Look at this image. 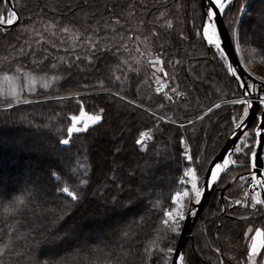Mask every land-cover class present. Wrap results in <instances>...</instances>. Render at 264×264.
I'll use <instances>...</instances> for the list:
<instances>
[{"label": "trees", "instance_id": "16d2710c", "mask_svg": "<svg viewBox=\"0 0 264 264\" xmlns=\"http://www.w3.org/2000/svg\"><path fill=\"white\" fill-rule=\"evenodd\" d=\"M248 1L233 0L222 19L233 42L231 31L244 4L240 37L264 58V0ZM10 2L19 19L0 29V75L28 73L37 83L12 108L0 104V207L10 201L14 206L15 194L25 199L15 212L0 211V264H34V258L56 264H157L162 253L153 242L162 248H174L176 242L177 235L166 232L161 221L172 206L171 196L183 188L184 169L191 165L202 181L234 128L233 116L242 111L231 103L241 97L240 87L197 34L200 0ZM4 8L0 0V11ZM65 26L67 33L61 31ZM92 41L111 50L96 51L89 61ZM125 41L128 51L116 54ZM156 56L170 99L155 91L150 61ZM79 99L86 114H101L103 108L102 120L62 145L70 116L80 112ZM213 104L220 107L209 112ZM161 116L165 119L158 122ZM140 131L152 137L144 147L135 143ZM115 140L120 141L113 145ZM185 147L199 160L186 164ZM234 160L194 222L184 264H246L249 237L244 232L264 229V207H251L250 199L233 206L244 198L248 179L241 177L249 172L240 154ZM234 177L240 178L231 182ZM81 179L87 183L79 184ZM66 186L81 190L83 198L73 208L58 191ZM113 196L119 197L115 207ZM105 202L107 211L98 207ZM261 260L264 255L257 256Z\"/></svg>", "mask_w": 264, "mask_h": 264}, {"label": "snow or ice", "instance_id": "6c2138e0", "mask_svg": "<svg viewBox=\"0 0 264 264\" xmlns=\"http://www.w3.org/2000/svg\"><path fill=\"white\" fill-rule=\"evenodd\" d=\"M233 0H207V3L205 5L206 11L204 13V17L201 20V24L198 26L199 31L197 32L198 35L202 32V40L207 43L208 46L212 47L214 46L216 49V55H218L219 59L223 62V67L226 68V71L228 74L231 75V77L235 78L237 81L243 80L242 77L237 75L238 69L234 67L231 63H229V57L225 54V50L222 47L221 43V35L219 34L217 30V24L215 21V17L223 14L226 9L232 4ZM3 3L5 5V8L3 11H0V26L2 25H13L18 20V13L15 10V8L8 6V0H3ZM241 11L245 10V5H240ZM115 23L119 24V19H116ZM143 23V22H142ZM167 26L170 28L172 26L171 21H165ZM55 25L49 24V27H54ZM26 31H32L30 28H26ZM62 32L67 33L69 31V28L67 26L61 28ZM77 34H79V30H77ZM37 36L40 35V33H36ZM128 37V40L132 39V33L129 32L126 34ZM155 35V33H153ZM238 32L237 29L233 28L232 31V37L234 40L237 39ZM137 40L140 39L139 36L136 37ZM40 40H43V36L40 37ZM40 40L36 41V44H40ZM84 44H88L89 41L85 39L83 41ZM237 55H239L240 51V44L237 43L235 45ZM92 55H89L87 59L90 61L95 52H105L110 51L111 48H105L101 45L96 44L95 41H92ZM123 51H128L127 48V41L124 43H121L119 47L116 48V54H119ZM43 51L46 53L47 49L44 48ZM139 51V49H137ZM63 60V57L61 58ZM80 58L77 57V60ZM35 62V61H34ZM64 63H69V61L64 60ZM152 67L156 69L159 72H163V67H160L162 64V61L159 56H156L153 61H150ZM55 67V65H53ZM16 72H20V69L17 68ZM166 75V74H165ZM5 79H7V73H5ZM53 79L58 80L59 77H53ZM118 79V78H117ZM257 79H261L260 77H257ZM159 81V77L157 78ZM101 87H103V82H100ZM47 87V85H45ZM87 87V85H85ZM238 87L243 89L242 95L239 99L232 100L231 103L233 105H240L242 107V111L237 112L233 118H232V124L235 125L236 129L241 128L246 123V118L249 114L250 108L252 107L253 101L251 99L253 92L256 89V85L254 83H241L238 85ZM260 87L264 89V84H261ZM29 91L34 92L35 88H29ZM163 91L162 86H157L156 92L160 93ZM179 95V93H176ZM114 95H119V93H114ZM165 98H169L168 92H164ZM76 97H80V93H76ZM58 99H66L67 97H57ZM124 97H121L123 99ZM259 103L261 105H264V94H261L258 97ZM14 102H19L17 94L15 91H13L10 94V97H4L3 100H0V104L3 105L5 108H12ZM24 103H30L29 100H24ZM78 102L80 103V115H71L70 121L71 123L67 127V138L61 139L59 141L62 145H67L70 142V138L73 136L74 133L84 132L89 129L91 125L96 124L97 122L102 120V113L104 112V109H100L101 114H95V115H89L87 120H83L82 117L85 115L84 107H83V101L82 99H79ZM131 103V101H129ZM220 105L213 104L212 108L208 109L209 112L212 111L213 108H219ZM146 111H150V109H146ZM164 117H159V120H164ZM197 119H202V117H197ZM258 123L255 124L254 127H252L249 130H246L243 132V135L239 137L241 143L236 145L234 148V154H240L243 158L244 164L242 165L249 171V175L251 178V183L249 184L250 188H253V194L251 196V207H255L258 204H264V199L260 198V193L256 191L255 189L258 187L260 189H264V179L258 178V177H264V173H261L258 168L257 161L260 158L261 150H264V108L261 109L259 116L257 117ZM189 125H191L193 122L191 120L187 121ZM83 125L82 127L80 125ZM179 127L183 128L185 125L180 124ZM235 134V133H233ZM151 139L150 133L146 134L144 131L139 132V139L135 141L137 145L143 144L145 139ZM180 145H185L186 141L183 136L179 138ZM182 155L184 158L190 162H196L199 160V157H193V155L190 154L189 150L185 147L182 151ZM236 163V160L232 158L230 155H225L223 158L222 163H215L214 167H210L208 169L209 176L204 180V183L202 185H198L197 182V175L196 171L193 167H186V171L183 173V177L181 178V183L185 185L183 192H176L174 195L171 196V202L174 205V207H171L170 210L165 209L163 211V219L161 223L163 224L165 231L168 233L176 234L177 236L180 234L181 228H182V221L185 219L186 215L188 213L195 214L196 209L193 206L194 204L199 203L201 196L206 188L211 187L215 182L218 181V178L220 177V173L222 170L228 169L230 165H234ZM69 178H71L69 174ZM190 178V179H189ZM115 180L116 177H113ZM241 179H245V177H241ZM87 183V180L81 179L79 181V184L84 185ZM190 184V187L187 185ZM118 188L123 190V184L117 185ZM59 192L66 194L67 198H70V201L67 205L68 208H73L74 206L79 205V203L82 200L81 190L79 188H74L73 190H70L69 187H63L58 189ZM245 197L249 195L248 192L244 193ZM181 197L186 198L188 203H185ZM119 202V197L113 196L111 207H115V205ZM25 203V199L22 196L21 198L15 200L14 206L9 209V212H15L20 205H23ZM240 200H236L235 204L241 205ZM231 207V203L228 205ZM99 208H103L105 211L109 210V204L107 202L101 204L98 206ZM223 211V209H221ZM71 215H74L73 213H64L62 218H70ZM65 222H67V219H65ZM252 232V229L249 228L248 231L244 232V236L248 237L249 234ZM160 239H164V237H160ZM153 246L157 248V250L161 253H163L165 257L164 264H168V257L169 254L173 253L175 250L173 247L169 246L166 248L159 247L158 244L153 242ZM264 229H261L257 227L254 231V233L251 235V242L249 243L247 247V259L246 264H264V260L257 261L258 255H264ZM4 249L0 248V252H3ZM148 251H152V249H148ZM217 252H219V249H216ZM174 264H184V256L183 253L178 254L177 256L173 257ZM34 264H56L55 261L51 259H40V258H34ZM219 264H224V261H220Z\"/></svg>", "mask_w": 264, "mask_h": 264}, {"label": "water", "instance_id": "95a60500", "mask_svg": "<svg viewBox=\"0 0 264 264\" xmlns=\"http://www.w3.org/2000/svg\"><path fill=\"white\" fill-rule=\"evenodd\" d=\"M204 2H205V0H200V3H201L200 5H201L203 17H204V13H205L204 9H203ZM8 6L12 7V4H11L10 0H8ZM215 18H216L217 24L220 27L222 47L225 50V54L229 57V63H231L234 67H236L238 69L237 75L240 76V77L245 76L247 80H251L253 83H256L258 85L264 84V82L258 80L257 78L252 76L250 73H248L244 69V67H243V65H242V63L240 61V58L237 55L235 45L231 41L230 36H229V34H228L227 30H226V27H225L223 19H222V14L216 16ZM17 22H18V20L16 21V23ZM10 26H12V25H2V26H0V29H6V28H8ZM205 44H206L207 47H210V46L207 45L206 42H205ZM239 84L240 83L238 82V85ZM240 89H241V92H243V89L242 88H240ZM261 89L262 88H259V90L256 92L257 94H255V95L252 94L251 99L253 101V104H252V107L250 108L249 114H248V116L246 118V123L239 129H236V127L233 128L232 132L226 138L225 142L221 146L219 152L217 153V155L213 159V161L210 164L209 168L210 167H214L215 163H220L225 155H231V153L233 152L235 146L240 141L239 137L241 135H243L244 131L249 130V128L253 125L255 120H257V117L260 114V110L262 108H264V105H261L259 103V100H258V97H259L258 93L261 92ZM257 123H258V120H257ZM233 133H235V134H233ZM263 153H264V150H261L260 158L257 161L258 168H259V171L261 173H264V160L262 159V154ZM233 167H234V165H230L228 167V169L222 170L221 173H220V176L224 172H226L227 170H229V169H231ZM208 176H209V171L207 170V172H206V174H205V176L203 178L202 184L204 183V180ZM219 178H218V180H219ZM258 178L264 179V177H258ZM249 180L251 181L250 177H249ZM217 183H218V181L215 182L211 187H208V188L205 189V191L203 192V194L201 196V199H200L199 203L196 204V207H195L196 212H195V214L194 215L192 214L189 220H187L186 218L183 220L180 234L177 236L176 243H175V246H174V250L175 251L172 253L171 260H170L169 264H174L172 258L177 256L178 254L184 252L185 244H186V242L189 239L190 232L192 230L194 222L196 221V219L200 215V213L203 211V209L206 207V205H207V203H208V201L210 199V196H211L213 190L215 189V186L217 185ZM226 188H227V186L221 191V193L219 195V201L220 202H223V194H224V191H225ZM249 192H251L250 189H249ZM261 196H262V199H264V190L262 191Z\"/></svg>", "mask_w": 264, "mask_h": 264}, {"label": "rangeland", "instance_id": "374dc122", "mask_svg": "<svg viewBox=\"0 0 264 264\" xmlns=\"http://www.w3.org/2000/svg\"><path fill=\"white\" fill-rule=\"evenodd\" d=\"M250 2V0L248 1V3ZM201 4V3H200ZM200 8H201V5H200ZM202 11V9H201ZM246 13V10H243L240 11L237 13L236 17H237V22L236 24H234L233 28L237 29V32H238V36H237V39L234 40L233 37V44L236 45L237 43L240 44V51H239V58H240V61L244 67V69L250 73L252 76H254L255 78L257 77H260L261 79H258L262 82H264V58H262L260 56V54H258L255 50V48L251 45H249L247 42H246V39L242 36L240 37V34L242 33V25H241V20H242V17L243 15ZM233 28H232V31H233ZM232 31H231V34H232ZM201 38H202V32L200 34ZM203 43L205 44V42L203 41ZM213 49V51L216 52V49L214 46L210 47ZM152 73H153V76L155 77V81H156V87L157 86H162L164 90L167 89V86L165 84V82H163L160 78H159V81L157 80V78L159 77L158 75H160L161 72L157 71L156 69H154L152 67ZM230 75V74H229ZM231 76V75H230ZM235 79V78H234ZM233 79V80H234ZM237 84L239 81H237L236 79L234 80ZM36 78L31 76L30 74L28 73H19V75H14V74H9L7 75V79H5V75H0V96H5V97H10V94L15 91L16 94H17V97H19L23 92L25 91H29V88H35L36 87ZM261 111V110H260ZM80 115V112L77 114V116ZM84 116H89V114H86ZM119 122V126L121 125L122 121H118ZM98 123V122H97ZM257 123V120H255V122L253 123V125L249 128L251 129L252 127L255 126V124ZM95 125V124H94ZM93 126V125H91ZM90 126V127H91ZM89 127V128H90ZM121 127V126H120ZM235 127V125H234ZM81 133V132H79ZM75 134V133H74ZM148 134V133H146ZM149 139H145V141L143 142V144H141L140 146L141 147H144L146 145V143L148 142ZM120 141V140H119ZM118 140H115L113 141V145L116 144V143H119ZM241 141H239L238 144H240ZM237 144V145H238ZM235 155L237 154H234V150L233 152L231 153L230 156H232V158L234 159L235 158ZM185 163L186 164H190V161L186 160L185 159ZM235 165V164H234ZM187 167H192L191 165L190 166H187ZM186 171V169H184L183 173ZM225 173V172H224ZM223 173V174H224ZM249 173V172H248ZM197 175V182H198V185H202V182H203V179L201 181V176H198ZM182 177H183V174H182ZM146 178V177H145ZM240 177H234L232 181H235L237 179H239ZM246 178L248 179V176H245V180ZM148 181H150L149 178H146ZM251 182L247 180V187H246V191L245 192H248V188H249V184ZM182 186L183 188L179 191V192H183L184 191V188H185V185L182 183ZM249 193V192H248ZM2 194V192H1ZM253 194V193H252ZM252 194L249 193V195L247 197H245V195L243 194V199H242V203L240 206H245V200L246 199H250L251 200V196ZM180 199H182L185 203H188L187 199L186 198H183L181 197ZM241 201V200H240ZM252 202V201H251ZM235 203V202H234ZM262 207H264V204H258ZM195 207V204L193 205ZM171 207H174V205L172 204ZM171 209V208H170ZM169 209V210H170ZM187 216V215H186ZM183 223V221L181 222ZM107 235V234H106ZM190 237V236H189ZM177 239V238H176ZM93 242H96L97 240L94 239L92 240ZM176 243V242H175ZM170 246V245H169ZM168 246V247H169ZM175 246V245H174ZM42 253V252H40ZM43 254V253H42ZM46 254V253H45ZM171 256H172V253L169 254V257H168V264L170 263V260H171ZM157 264H164L165 262V257L163 255V253L161 254L160 257L157 258Z\"/></svg>", "mask_w": 264, "mask_h": 264}, {"label": "bare ground", "instance_id": "6f19581e", "mask_svg": "<svg viewBox=\"0 0 264 264\" xmlns=\"http://www.w3.org/2000/svg\"><path fill=\"white\" fill-rule=\"evenodd\" d=\"M206 3H207V0H205V2H204V6H203L204 12L206 11V8H205ZM215 21H216V18H215ZM216 24H217V22H216ZM217 30H218L219 34L221 35L220 27H219L218 24H217ZM242 78H243V80L239 81L240 84H241V83H244V82H245V83H253L251 80H247L245 76H242ZM254 84L256 85V89H255V91L253 92V95L257 94L256 92L259 90V88H261L260 85H258V84H256V83H254ZM261 94H264V89H261V92L258 93V96H260ZM87 118H88V116H84V117H82L83 120H87ZM80 126L82 127L83 125L81 124ZM222 162H223V159H222V161H221L220 163H222ZM189 179H190V178H189ZM187 186L190 187V184L187 185ZM255 190H256V191H260L261 189L257 187ZM195 207H196V204H195ZM191 215H192L191 213H188L187 216H186L185 218H186L187 220H189L190 217H191Z\"/></svg>", "mask_w": 264, "mask_h": 264}, {"label": "clouds", "instance_id": "9594fccd", "mask_svg": "<svg viewBox=\"0 0 264 264\" xmlns=\"http://www.w3.org/2000/svg\"><path fill=\"white\" fill-rule=\"evenodd\" d=\"M22 196L20 194H15L11 199L12 201H15L19 198H21ZM13 206L11 205V201L8 203H5L2 207H0V211L4 212V213H10L8 210L11 209Z\"/></svg>", "mask_w": 264, "mask_h": 264}, {"label": "crops", "instance_id": "0c3cea01", "mask_svg": "<svg viewBox=\"0 0 264 264\" xmlns=\"http://www.w3.org/2000/svg\"><path fill=\"white\" fill-rule=\"evenodd\" d=\"M255 230H252V232L249 234V243L251 242V235L254 233Z\"/></svg>", "mask_w": 264, "mask_h": 264}, {"label": "built area", "instance_id": "2783aa9c", "mask_svg": "<svg viewBox=\"0 0 264 264\" xmlns=\"http://www.w3.org/2000/svg\"><path fill=\"white\" fill-rule=\"evenodd\" d=\"M156 88H157V87H155V91H156ZM163 92H164V89H163V91H161L160 93H163ZM252 189H253V188H252ZM260 191H262V189H261ZM260 191H258V192H260Z\"/></svg>", "mask_w": 264, "mask_h": 264}]
</instances>
